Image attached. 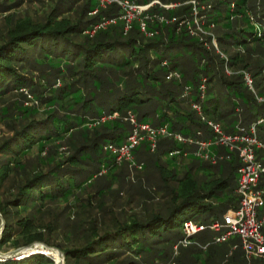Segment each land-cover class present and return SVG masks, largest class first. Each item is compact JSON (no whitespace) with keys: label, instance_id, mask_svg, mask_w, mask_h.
<instances>
[{"label":"trees","instance_id":"trees-1","mask_svg":"<svg viewBox=\"0 0 264 264\" xmlns=\"http://www.w3.org/2000/svg\"><path fill=\"white\" fill-rule=\"evenodd\" d=\"M129 1L150 7L128 30L122 7L116 2L102 7L100 0H59L42 22L15 19L13 14L6 17L0 32V104L13 93H20L21 98L13 107L0 105V123L10 118L13 122L8 124L12 134L0 142V192L12 173L21 181L15 182L18 191L9 193L7 199L2 200L0 193V214L5 220L0 247L11 244L20 249L42 243L62 251L66 264H182L183 251L173 255L177 230L204 214L211 222L221 220L238 206L241 163L237 154L212 146L210 151L219 158L212 164L194 155L197 146L159 138L157 150L151 151L150 143L144 141L134 156L143 164L142 170L148 161L159 170L161 181L152 187L167 191L170 181L177 183L169 200L158 211L143 216H120L115 208L106 209L104 198L119 179V166L108 151V158L101 156L106 145L121 146L133 127L120 118H102L132 112L139 123L153 128L166 125L172 133L213 140L212 131L192 108L199 104L207 119L222 123L227 133L237 132V122L245 128L256 123L264 142V102L258 100L264 98V8L253 13V20L248 0ZM192 1L198 7L213 3L212 11L201 12L203 29L214 32L220 54L208 50L191 33ZM16 4L18 1L0 0V14ZM161 4L181 7L167 10ZM182 13L190 21L180 26L177 17ZM172 18L177 22L170 23ZM241 51L257 52L262 59L251 61ZM174 73L180 78H173ZM185 88L190 91L187 97L182 95ZM240 108L242 113L236 118ZM13 112L17 114L13 116ZM61 142L71 148L65 159L58 153ZM34 147L39 156L29 165L27 157ZM180 149L189 155L170 156ZM260 159L264 163L262 156ZM212 170L220 176L201 180L203 172ZM101 178H106L108 187L92 195L100 199L95 205L100 211L97 214L90 211L93 198L82 199L88 187ZM260 186L264 187V176ZM61 202L69 205L64 226L59 215L63 212H48L51 205ZM215 245L219 248H192L191 264H247L237 238ZM0 264L55 263L37 253ZM252 264H264V260Z\"/></svg>","mask_w":264,"mask_h":264},{"label":"built area","instance_id":"built-area-1","mask_svg":"<svg viewBox=\"0 0 264 264\" xmlns=\"http://www.w3.org/2000/svg\"><path fill=\"white\" fill-rule=\"evenodd\" d=\"M118 3L124 12L123 19L126 21V30L132 24V21L143 14L150 5L141 6L129 0H100L101 6L106 3ZM158 3V2H155ZM194 10L197 8L195 1L191 2ZM159 4V3H158ZM169 10L173 6L162 5ZM161 22L164 17H159ZM142 31H146V24L141 22ZM193 33V32H191ZM151 36V34H148ZM180 78V75H176ZM248 85L251 79L246 77ZM250 83V84H249ZM251 86V85H250ZM189 88L185 90L184 97L190 94ZM202 99L205 96V86H201ZM193 110L200 117L201 121L206 123L213 133V140H204L192 136H184L181 133H172L168 126L153 128L150 124L139 123L134 113L128 112L126 118L132 125L133 129L126 141L119 147L108 144L104 147L114 158L115 163L119 166L128 163L137 170H142L143 164L136 162L134 150L144 141L150 143L151 151L156 150L159 138H172L184 146H197L194 155L216 164L219 158L210 151L212 146L224 147L228 152L237 154L241 163L238 168L236 194L238 197V206L227 211L223 217V222L215 220L209 224H204L195 220H188L182 226L183 238L173 245V254L176 257L180 249H187L192 244V239L198 234L211 231L214 233L213 243L223 244L234 238L241 241V248L244 252V258L247 264H252L254 260H264V213L261 214L259 209L264 207V187L260 186L261 179L264 176V163L259 159L258 152L264 150V142L260 139L256 125L249 129L238 127L237 132L227 133L223 126L213 120H208L203 114L201 105L192 104ZM118 113L110 116L108 119L118 117ZM104 118L103 120H106ZM259 121L258 123H261ZM202 132L198 137H202ZM187 157L189 152L186 150H175L170 156ZM238 246H234L233 250ZM174 264V263H173Z\"/></svg>","mask_w":264,"mask_h":264},{"label":"rangeland","instance_id":"rangeland-1","mask_svg":"<svg viewBox=\"0 0 264 264\" xmlns=\"http://www.w3.org/2000/svg\"><path fill=\"white\" fill-rule=\"evenodd\" d=\"M11 1H18V5L16 4L17 6L15 5L14 6L15 8L10 10L8 13L0 14V32L5 29V19L10 14L15 15V19H19L20 17H25V18L32 19L35 22H42V21L46 20L49 12L51 10L50 9L51 6H54V4H56L57 1L59 2V0H11ZM197 5H198V3H197ZM199 5L200 6L199 7L197 6L196 10H194L192 15L189 16L185 13H182L179 17H177V19L180 21L179 24H180V26H182L185 23H188L190 21L189 17H192L193 18V24H196L195 27L193 26V24L191 26V28L194 30V31H192L193 32L192 34L194 36L199 37L201 39V41L204 42V45L208 50L215 51L217 54H220L221 51L218 47V42L214 37V32L213 31L212 32H206L203 29V27L205 25V17L202 16L201 12L206 13L208 11H212L211 8L213 7V3L210 2V3H205V4H199ZM247 5H248L247 9L249 11V14L254 17L253 20H256V17L254 16L253 13H255V12L260 13L263 10L264 0H248ZM172 6L173 7L171 9H177V8L181 7V5H175V4H173ZM179 11H181V10H179ZM157 18H159V16H157ZM177 19L172 18L170 23H176ZM209 37H211L210 43H208ZM241 52L243 55H250L251 61L252 60L259 61L262 59V56H260V54L257 52H251V53H247V52L244 53V51H241ZM222 56L224 57L225 55L222 54ZM224 58H226V57H224ZM242 73H244V72L242 71ZM228 74H230V72H228ZM176 75L177 74L174 73L172 75V77L174 78ZM35 77H39V73L37 74L35 72ZM246 77L250 78V76H248V75H246ZM35 80H38V79H35ZM251 82H252V80H251ZM246 83H247V81H246ZM247 85H248V83H247ZM250 85H249L250 89L253 90V84L251 83ZM186 89L187 88H185V90ZM185 90L182 94L183 97H184ZM188 92H189V90H188ZM20 98H21L20 93L19 94H17V93L11 94L5 101H3L0 104L1 108L5 107V106L13 107L14 101L20 100ZM258 100H259V102H264V98H259ZM12 109H14V108H12ZM241 113H242V108L237 110V112H236L237 115H235V117L239 118L238 115H240ZM16 114H17V112L12 113L13 116ZM109 117L110 116L106 117L107 118L106 120H109L108 119ZM127 117H128V115L126 113L123 116L119 115L116 118H120L121 120L124 121V123H128L129 121L126 119ZM103 119L104 118H102V121H104ZM113 119H115V118H113ZM7 121H9V122L7 123ZM9 123L10 124L13 123L12 118L5 120L4 123H0V142L5 137L10 136L12 134L11 128L8 126ZM237 123H238L237 124L238 127L242 126L241 122H237ZM220 124L222 125V123H220ZM254 125H256V123L252 124L251 126H254ZM251 126H248L246 128L249 129ZM257 131L259 134L260 129H257ZM164 139H169V138L165 137ZM60 147L61 148L58 151V153H62L64 155V159H65V157H68L70 155L71 148L66 144V142H61ZM156 150H157V146H156ZM105 154L104 153L102 154V156H101L102 159L108 158L109 153L108 152L106 153V151H105ZM257 154H258L259 159L261 156L264 159V150L259 151ZM38 156H39L38 155V148L34 147V149L31 151V154L27 157L28 164L30 165L31 163L36 162ZM260 160L263 162L262 159H260ZM187 162H188L189 166L192 165V163H193V161H189V160H187ZM124 164L119 165L118 170L116 172L119 175L118 176L119 179L115 184L112 185L110 190H108L109 191L108 196L104 198L105 205L107 206L106 209L110 210L111 207H113V208H115V212L117 214H119L120 216H123V214L143 216L145 214H149V213H152L154 211H158L160 209V207L164 206L166 204V202L169 200V198L171 196L170 195L171 189L176 188L177 183L175 181L169 182V180H168L169 190L159 191L158 187H156V186L152 187V185H151L152 183L161 181V174H160L159 170L154 169L152 161H148L144 170H141V171L136 170L135 167L131 166L130 164H127V163H126L127 165H124ZM197 168H198V165L195 163L193 171L196 172ZM215 172L216 171H214V170H212L210 172H208V171L203 172L201 175H203L205 178H201V180H203V181L208 180L209 181L211 179L213 180L215 177H219L220 175L217 173H216L217 175L214 174ZM181 175H182V173L180 174V177L182 178ZM213 176H215V177H213ZM16 181L19 183L21 181V177L20 176L16 177V175L15 174L13 175V173H12L11 178L6 182V185L3 187V189L0 192L2 200L7 199L9 197V193H11V192L15 193L18 191V190H15V189H17L16 183H15ZM107 187H108V182H107L106 178L97 179L95 182L92 183V186L88 187L87 191L85 192L86 194H84L82 200L88 201L90 198L92 199L93 198L92 195H95L100 190H104ZM99 200L100 199H98V196H95L93 198L92 207L90 208V211H94V212L97 211V214L100 213V211L95 209V207H96L95 205L98 203ZM68 207H69L68 203H64V202H61L59 204H53L49 207L48 212H49V214H52V215H54V211L63 212L64 214H62V216H61V214H59V215H60L61 226H64L65 225V211L67 212ZM92 208H94V209H92ZM259 212L261 214H263L264 213V207L259 209ZM49 214H48V216H49ZM82 216H84V214H82ZM207 217H208V214H204L201 217H198L194 220L201 222V223H204V224H209L211 221H210V219H207ZM223 217H224V215L222 216V219L219 221L223 222ZM72 219L74 220V218H72ZM107 223H109V222H107ZM182 236H183L182 230L178 229L176 232L175 241L178 242V240ZM213 236H214V233L211 231H207V232L198 234L197 236H195L192 239V244L190 245V247L187 248L188 251L184 252V248L180 249V253H181V251H183V253L181 254V257H183L182 264H191V262L189 261V256H192V257L195 256V255H191L189 253V251L192 248L203 249L205 251L208 249V247L209 248L216 247V245L213 243ZM0 239H1V231H0ZM237 239L240 241L239 237ZM40 244L43 246L45 245V244L39 243V245ZM50 248H52V247H50ZM216 248H219V246H217ZM14 250H17V249L14 248V246L11 244H6L5 246L0 247V252L4 253V254L5 253L7 254V253L14 251ZM52 253H54V252H52ZM180 253L177 256H179ZM35 254H37V253H35ZM40 254H44V253H40ZM45 255H47V254H45ZM49 257L52 258V260L54 261L55 264H61V262H62L61 255L57 254V257L59 258V260H57L53 255H49ZM63 263L66 264L65 259H64ZM169 264H173V262H170Z\"/></svg>","mask_w":264,"mask_h":264},{"label":"water","instance_id":"water-1","mask_svg":"<svg viewBox=\"0 0 264 264\" xmlns=\"http://www.w3.org/2000/svg\"><path fill=\"white\" fill-rule=\"evenodd\" d=\"M0 219H1V225H0V230H1V235H2V233H3V231H4V228H5V220H4V218H3V216L0 214ZM36 245H39V243H35V244H33V245H30V246H28V247H24V248H20V249H17V250H14V251H11V252H9V253H1L0 252V261H2V262H5V261H9V260H20V253H21V250L22 249H32L34 246H36ZM41 245V244H40ZM44 247H46V248H50V247H48V246H46V245H44ZM51 249H54V250H56V251H58L60 254H61V256H62V264H64L63 263V261H64V259H65V254L63 253V252H61L60 250H58V249H55V248H51ZM33 252H31V253H29V254H32ZM45 255V254H44ZM28 256V255H27ZM25 258V257H24ZM23 259V258H22Z\"/></svg>","mask_w":264,"mask_h":264},{"label":"bare ground","instance_id":"bare-ground-1","mask_svg":"<svg viewBox=\"0 0 264 264\" xmlns=\"http://www.w3.org/2000/svg\"><path fill=\"white\" fill-rule=\"evenodd\" d=\"M31 252H33L32 254H35V253H44V254H47L48 256L49 255H53L57 260H59V258L57 257V254L58 255H61L58 251H56L54 249L46 248L43 245H36L32 249H22L21 250V253L19 254L20 257H21L20 259H22L24 257H27V255H31V254H29ZM52 252H54L55 254L52 253ZM61 264H62V262H61Z\"/></svg>","mask_w":264,"mask_h":264}]
</instances>
